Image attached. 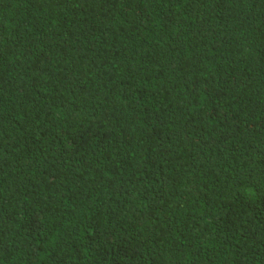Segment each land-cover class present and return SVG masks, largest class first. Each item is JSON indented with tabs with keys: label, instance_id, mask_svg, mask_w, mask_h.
<instances>
[{
	"label": "trees",
	"instance_id": "trees-1",
	"mask_svg": "<svg viewBox=\"0 0 264 264\" xmlns=\"http://www.w3.org/2000/svg\"><path fill=\"white\" fill-rule=\"evenodd\" d=\"M0 264H264V0H0Z\"/></svg>",
	"mask_w": 264,
	"mask_h": 264
}]
</instances>
